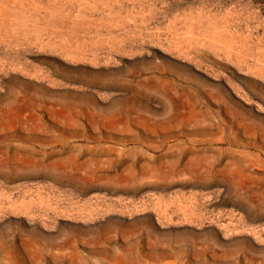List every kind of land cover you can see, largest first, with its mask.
<instances>
[{"label": "rangeland", "instance_id": "rangeland-1", "mask_svg": "<svg viewBox=\"0 0 264 264\" xmlns=\"http://www.w3.org/2000/svg\"><path fill=\"white\" fill-rule=\"evenodd\" d=\"M0 264H264V0H0Z\"/></svg>", "mask_w": 264, "mask_h": 264}, {"label": "bare ground", "instance_id": "bare-ground-1", "mask_svg": "<svg viewBox=\"0 0 264 264\" xmlns=\"http://www.w3.org/2000/svg\"><path fill=\"white\" fill-rule=\"evenodd\" d=\"M128 117H129V116H128ZM186 141H187V140H186ZM100 142H101V141H100ZM94 143H95V142H94ZM112 143H113V142H112ZM26 144H28V143H26ZM88 144H89V143H88ZM5 145H6V144H5ZM23 145H25V144H23ZM29 145H30V144H29ZM60 145H61V144H60ZM97 145H98V144H97ZM114 145H115V144H114ZM7 146H8V145H7ZM18 146H19V145H18ZM165 146H166V145H165ZM165 146H164V147H165ZM3 147H4V145H3ZM56 147H57V146H56ZM61 147H62V146H61ZM17 148H18V147H17ZM33 148H35V147L33 146ZM107 148H108V147H107ZM23 149H24V148H23ZM25 150H26V149H24V151H25ZM27 150H30L29 152L32 151L31 148H30V149H27ZM27 150H26V151H27ZM53 150H54V149H53ZM158 150H159V149H158ZM157 152H158V151H157ZM115 153H116V152H115ZM19 190H20V189H19ZM19 192H20V191H19ZM61 242H62V241H61ZM65 244H67V243H65ZM9 262H10V261H9ZM9 262H8V263H9Z\"/></svg>", "mask_w": 264, "mask_h": 264}]
</instances>
